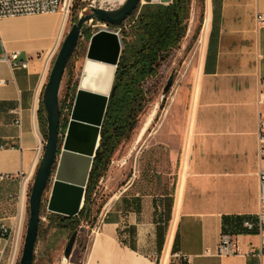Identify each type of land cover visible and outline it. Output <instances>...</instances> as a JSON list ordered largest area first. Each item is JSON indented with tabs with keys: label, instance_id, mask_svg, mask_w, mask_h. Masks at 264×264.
Wrapping results in <instances>:
<instances>
[{
	"label": "crops",
	"instance_id": "1",
	"mask_svg": "<svg viewBox=\"0 0 264 264\" xmlns=\"http://www.w3.org/2000/svg\"><path fill=\"white\" fill-rule=\"evenodd\" d=\"M196 5L185 50L198 25ZM204 12L165 108L137 134L138 142L148 135L150 166L171 167L172 189L144 192L132 181L113 196L81 264H180L176 253L190 264H264L257 253L263 237L243 226L260 211L264 0H204ZM63 24L61 13L0 18V175H8L0 179V227L25 230L28 190L45 143L39 110ZM14 52L26 68L3 58ZM54 187L53 180L48 206ZM224 232L241 253L216 254ZM17 250L0 237V264H15Z\"/></svg>",
	"mask_w": 264,
	"mask_h": 264
},
{
	"label": "trees",
	"instance_id": "2",
	"mask_svg": "<svg viewBox=\"0 0 264 264\" xmlns=\"http://www.w3.org/2000/svg\"><path fill=\"white\" fill-rule=\"evenodd\" d=\"M200 2L202 13L189 46L196 41L203 23L204 0ZM191 10L192 0L144 3L140 4L138 9L121 25H108L110 29L119 31L123 49L100 129L99 145L88 177L84 205L76 216L49 212L48 227L73 232L78 229L84 219L86 206L91 204L93 208V195L100 179L108 170L114 152L122 142L130 139L140 122L141 115L157 92L156 84L150 85V81H156L161 77L163 69L180 49L187 35ZM77 20L78 17H75L73 22ZM93 34L94 32L85 28L82 37L85 42H90ZM72 58L73 55L66 70L69 69ZM78 84V80L72 81L69 77L65 84L64 96L60 99V134L63 138L68 128ZM162 107L163 104L160 108ZM39 119L43 136L47 139V120L42 101ZM42 208L43 205L41 210ZM40 232L41 227L39 236Z\"/></svg>",
	"mask_w": 264,
	"mask_h": 264
},
{
	"label": "rangeland",
	"instance_id": "3",
	"mask_svg": "<svg viewBox=\"0 0 264 264\" xmlns=\"http://www.w3.org/2000/svg\"><path fill=\"white\" fill-rule=\"evenodd\" d=\"M125 0H73L72 8L70 14L68 16L67 26L64 29V33L62 35V39L57 47L52 51V64L55 59L56 54L59 51L60 45L65 38L68 31L71 29L73 20L75 17H80V15L88 14L91 12L93 7H102L105 9H116L120 7ZM197 5V22L199 24L200 15L202 13V7L200 0H196ZM193 2V0H192ZM195 3V0H194ZM193 9L191 10L192 16ZM203 16H205V12H203ZM189 24H191V19ZM86 29L96 33L103 28H109L108 25L101 22H91L86 24ZM116 31L115 29H112ZM119 33V31H116ZM120 34V33H119ZM90 42H85L83 37H81L78 46L73 54V58L71 60V64L68 70L65 71L63 81L61 84L60 91V99L63 98L65 93V84L68 81L69 77L72 78V81L80 80L82 70L84 67V63L86 60L87 50ZM190 44V43H189ZM193 45L189 46L185 50V45L182 46L171 59V61L167 64V66L163 69L161 77L156 81H150V85L156 84V93L154 95L153 100L149 103L146 111L141 115L140 122L132 133V136L129 140L122 142L117 150L114 152L111 163L108 167L105 175L100 179L98 186L96 188V192L93 195L94 205L91 213V220L86 222L84 219L81 221L80 226L78 227V237L73 249V253L69 259H65L64 257V249L67 244V241L72 234L70 231L60 230L54 227H48L49 221L47 219V214L51 212L48 209V201L50 198V190L52 187V183L54 180V175L57 169V165L54 169V173L52 178L44 192L43 195V208L41 210V232L40 236H38V240L35 248V258L33 264H81L83 259V254L87 243L89 241V236L91 232V228L97 222L100 221L101 211L105 208L108 201L118 194L124 187L133 182V189L140 190L144 192L150 191H170L173 186L174 176L170 175L169 166H150L148 164V150L145 148L147 145V134L141 141H137V134L140 130L141 126L146 120L148 114L155 108L156 112L165 108L166 102L171 96L175 80L179 76V68L183 65L184 61H186L189 51ZM72 73L70 74V72ZM174 72V83L171 87L170 91L163 98L162 92L168 81L171 73ZM72 75V76H71ZM152 87V86H151ZM163 104V107L160 106ZM147 114V115H146ZM158 119H156L157 121ZM61 144H63V137ZM46 141V138H44ZM62 148V147H61ZM59 157L57 161H59ZM58 163V162H57ZM169 178V179H168ZM168 179V180H167ZM33 183V181H32ZM32 183L29 186L28 190V198ZM29 211L27 216V221L25 224L24 235L21 237L19 245L17 247V258L16 263L19 264L22 249L24 245V238L26 227L28 223Z\"/></svg>",
	"mask_w": 264,
	"mask_h": 264
},
{
	"label": "water",
	"instance_id": "4",
	"mask_svg": "<svg viewBox=\"0 0 264 264\" xmlns=\"http://www.w3.org/2000/svg\"><path fill=\"white\" fill-rule=\"evenodd\" d=\"M171 1L172 0H125L124 3L116 9L110 10V9H105L102 7H93L90 13L80 15L78 20L72 24L71 29L68 31L65 38L63 39L60 45L59 51L56 54L55 59L53 61V64H52V67H51V70H50V73H49L47 82L44 86V90L42 94V104L45 110L46 120H47V139L44 143L43 154L39 162V165L37 167L36 174L33 179V183L30 189V193H29V198H28L29 217H28V223H27L25 238H24V245H23L19 264H33L34 262L35 248H36V243L38 240L40 224H41V207H42V202H43V195L52 178L56 165L58 167L57 162L59 161H57V159H58V156L62 154L63 144L65 141L64 140L63 144H61V141H60L61 84L63 81L66 68L68 66V63L78 46V43L83 35V31L85 29L86 24L91 23V22H101L106 25L119 26L138 9L140 4L170 3ZM107 29L108 31H113L114 33L118 35V42H119V53H118V57L116 61L115 71L113 73V78H112V83H111V88H110V91H111L116 68L118 66V62H119V59L122 53L123 43H122L121 35L118 32L110 28H107ZM93 36L94 34L90 38V41L93 38ZM174 76H175L174 72L171 73V75L169 76L168 81L162 92L163 98L167 95V93L170 91L171 87L173 86ZM110 91L107 95L104 112H103L102 119L100 122L99 139H100V129L103 124ZM79 92H80V81L78 84V89L76 92V96H75V100H74V104H73V108H72V112L70 116V122L73 116V112H74V108H75V105H76V102L79 96ZM70 122L68 124L67 132L70 127ZM98 145H99V142L96 146V149ZM96 149L92 156L91 164H90L87 176H86V181L84 185L83 202H82L80 209L74 214H66L63 212H57V213H61L65 216H76L80 213L84 205L85 189H86V185H87V181H88L89 173L92 167ZM60 204L63 206H68V201L61 200ZM50 211L56 212L52 210ZM91 213H92V206L91 204H88L86 206L85 217H84V220L86 222H89L91 218ZM77 237H78V230H75L70 235L67 241V244L65 246V249H64L65 259H69L71 257Z\"/></svg>",
	"mask_w": 264,
	"mask_h": 264
},
{
	"label": "bare ground",
	"instance_id": "5",
	"mask_svg": "<svg viewBox=\"0 0 264 264\" xmlns=\"http://www.w3.org/2000/svg\"><path fill=\"white\" fill-rule=\"evenodd\" d=\"M118 53L116 33L106 28L94 33L79 80V96L54 175L55 187L48 206L52 211L74 214L80 209L86 176L99 142L100 122ZM155 112L154 108L146 117L141 134ZM60 181L68 184L61 188ZM61 200H67L68 206L61 205Z\"/></svg>",
	"mask_w": 264,
	"mask_h": 264
},
{
	"label": "built area",
	"instance_id": "6",
	"mask_svg": "<svg viewBox=\"0 0 264 264\" xmlns=\"http://www.w3.org/2000/svg\"><path fill=\"white\" fill-rule=\"evenodd\" d=\"M73 0H0V18L4 17H16L25 15L36 14H49V13H61L63 16V25H67L68 16L72 8ZM259 18H262L260 16ZM5 60L11 62L13 67L20 66L26 68L28 62L24 61L20 57L19 52L12 54H4ZM20 124V119L17 121ZM259 158L261 162H264V119H260L259 122ZM259 204L260 211L256 220L247 219L243 222L245 230L254 232L255 234L263 237L260 245L258 246V255L264 256V166L260 168L259 173ZM8 175H0V179H4ZM100 230V224L97 222L91 228V232H98ZM24 231L20 229L18 225L15 229L9 228L5 225L0 227V237L13 240L15 247H18L21 237H23ZM209 254V251H207ZM241 248L238 241L233 235L229 233H223L220 237L219 244L216 249L217 255H229L241 253ZM251 251H249L250 253ZM174 257L180 264H190L188 257L182 253H176Z\"/></svg>",
	"mask_w": 264,
	"mask_h": 264
}]
</instances>
